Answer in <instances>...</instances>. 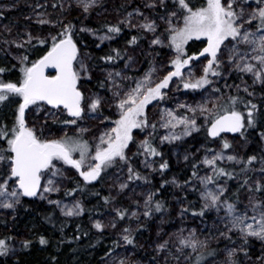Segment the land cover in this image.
Returning <instances> with one entry per match:
<instances>
[{
    "label": "rangeland",
    "instance_id": "obj_1",
    "mask_svg": "<svg viewBox=\"0 0 264 264\" xmlns=\"http://www.w3.org/2000/svg\"><path fill=\"white\" fill-rule=\"evenodd\" d=\"M167 1L0 0V63L20 66L24 77L20 86L0 89V112L6 114L8 127L3 138L10 144L7 155L11 157L5 164V155L0 153V223L6 220L0 225V235L10 233L12 256L21 252L22 243L29 238V229L13 231L10 226L22 198L11 167L13 141L22 129L49 158L38 176L37 200L68 218L78 217L82 214L78 194H60L73 177L94 168L93 153L113 143L114 127L102 112L122 115L145 102L151 90H159L157 99L145 102V126L131 133L128 155L140 149L141 168L151 170L144 145L154 138L157 147L168 148L173 168L199 161L202 170L193 182L210 217L186 213L174 179L170 181L174 196L170 210L154 217L148 187L129 182L126 168L114 165L103 178L111 198L107 212L89 219L96 232L111 234L117 241V249L99 264H193L197 254L210 249H214L212 257L194 264H231L244 249L241 239L262 246L261 255L246 258L244 264H264V194L257 192L264 186V172L249 168L235 180L242 183L239 206L224 200L226 183L214 179L217 164L235 168L241 164L246 141L241 135H224L212 141V149L200 144L188 150L179 145L190 134L208 128L219 113H237L230 107V94L257 97L258 91H264V28L254 29L264 0H210L188 16L175 7L154 15ZM229 18L231 33L225 25L220 27ZM104 23L137 32L140 42L125 47L122 65L114 67L93 68L91 57L77 54L73 79L81 95L79 115L64 120L67 115L62 109L28 102L22 90L30 69L23 62L25 46L47 43L45 54L58 43L50 45L57 34L71 38L70 29L99 44L109 43L113 40L109 32L98 33L93 28ZM221 28L229 30L227 35L220 34ZM196 40L204 41L206 48L175 67L179 52ZM96 80L106 84L103 92L89 89ZM226 101L230 111L220 112ZM261 140L264 149V134ZM144 225L148 237H138L136 245L153 259H144L126 244Z\"/></svg>",
    "mask_w": 264,
    "mask_h": 264
},
{
    "label": "trees",
    "instance_id": "obj_2",
    "mask_svg": "<svg viewBox=\"0 0 264 264\" xmlns=\"http://www.w3.org/2000/svg\"><path fill=\"white\" fill-rule=\"evenodd\" d=\"M210 0H168L163 7H160L154 15L177 8L181 14L189 15L196 8L202 7L204 2ZM216 2V1H215ZM259 20L255 21V28H264V10L261 12ZM227 18L229 15L226 16ZM233 19V18H232ZM231 19V20H232ZM229 19L221 23L232 32ZM95 32H109L113 40L109 43L99 44L94 39L88 37L85 33L76 29H70V36L77 46V54L85 53L91 57L90 65L96 69H102L105 66L122 65L124 59V48L137 45L140 37L137 32L126 28L116 27L110 24H101L100 27L94 26ZM220 31V34H226L228 29ZM227 35V34H226ZM62 36L57 34L54 42L62 40ZM47 43L32 42L25 46L22 51L24 66L31 67L39 58L44 55ZM206 48L205 42L196 40L185 45L184 51L179 52L174 60L177 66L185 65L191 57ZM20 66L11 62L7 65L0 63V89L13 84L20 86L24 77H22ZM180 85L186 84L180 79ZM106 84L96 80L89 84L90 90L104 91ZM257 97L244 96L240 93L230 94L233 100L231 109L235 110L241 117L243 125L240 129L241 137L246 141L247 148L241 154V164L235 167L221 166L217 164L214 168V179L226 183L225 201L238 205L239 191L242 183H236L240 177L249 168H259L264 172V149L261 136L264 134V91H258ZM159 90H151L144 101L148 104L151 100L157 99ZM9 102V101H8ZM8 102L6 104H8ZM141 101L137 106L127 113L113 115L112 113L102 112L106 120L114 127L113 143H107L104 150L94 154L96 164L94 168L85 170L80 175L73 177L60 194V197H68L77 193L82 203V214L78 217L68 218L51 205H44L33 197H22L14 208V218L11 221V228L14 231L29 229V238L22 243L21 252L11 255L10 246L12 238L10 233L2 232L0 235V264H99L110 253L117 249V241L111 234L101 231H95L89 223L91 217L107 212L110 195L108 189L103 186L105 173L114 165L122 164L126 168V174L129 182L146 185L150 191V209L154 217L170 210L173 196V186L170 183L172 179L178 184V191L185 204V211L189 216L199 218H209L208 212L202 206L198 188L194 185L195 178L200 174L202 165L199 161H191L189 164L173 168L168 156V148H159L153 141L148 140L145 143V149L149 153L152 161V169L145 170L141 168L140 149L128 155V146L131 140V133L135 130L140 131L144 128L145 108L147 105ZM228 101L220 109V112L229 110ZM7 106L5 108H9ZM12 110L13 107H12ZM230 111V110H229ZM223 113H219L221 115ZM65 119H69L65 117ZM8 130L6 126V114L0 112V153L4 154L5 164L10 161L7 155L10 144L3 138L4 132ZM202 145L207 149H212V142L206 135V129H200L196 133L181 142V148L193 149ZM85 172V173H84ZM259 194H264V186L257 188ZM6 220H2L0 225L4 226ZM147 225L138 228L134 234L127 239L126 244L135 249L139 256L144 259H153L149 253H142L136 245V239L140 236L147 238ZM243 251L231 264H244L246 258H253L261 255V244L257 241L241 239ZM214 249L206 250L197 254L193 258L194 262H205L214 255ZM193 262V264H194Z\"/></svg>",
    "mask_w": 264,
    "mask_h": 264
},
{
    "label": "water",
    "instance_id": "obj_3",
    "mask_svg": "<svg viewBox=\"0 0 264 264\" xmlns=\"http://www.w3.org/2000/svg\"><path fill=\"white\" fill-rule=\"evenodd\" d=\"M76 52V45L70 39H65L29 69L23 87L28 102L36 100L50 108H61L67 116L79 115L81 95L77 93L72 69ZM48 75H54V78ZM241 125L237 114L226 113L211 121L206 135L211 141L224 135L236 136ZM13 143L12 174L18 179V188L23 197H36L40 190L38 176L47 167L48 155L40 150L37 143L30 141L23 129Z\"/></svg>",
    "mask_w": 264,
    "mask_h": 264
}]
</instances>
